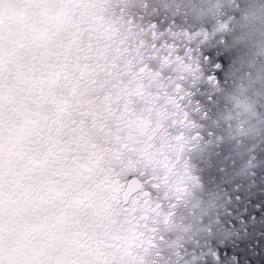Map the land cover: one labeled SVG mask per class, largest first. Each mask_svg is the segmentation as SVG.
Returning <instances> with one entry per match:
<instances>
[{"label":"clouds","instance_id":"9594fccd","mask_svg":"<svg viewBox=\"0 0 264 264\" xmlns=\"http://www.w3.org/2000/svg\"><path fill=\"white\" fill-rule=\"evenodd\" d=\"M150 4L160 7L149 12ZM203 7L202 0H0V264H151L140 259L145 196L157 207L170 198L156 180L160 129L172 127L160 101L189 73L183 57L169 54L150 74H133V28L157 26L151 17L163 12L198 31ZM257 7L250 17L246 9ZM224 23L258 66L247 73L245 100L264 132V0L237 5ZM221 115L232 127L243 113L226 100ZM253 167L264 171V158ZM219 172L221 183L256 175H233L223 161ZM153 222L174 242L183 239V218ZM173 255L178 250L164 264H180Z\"/></svg>","mask_w":264,"mask_h":264},{"label":"snow or ice","instance_id":"6c2138e0","mask_svg":"<svg viewBox=\"0 0 264 264\" xmlns=\"http://www.w3.org/2000/svg\"><path fill=\"white\" fill-rule=\"evenodd\" d=\"M152 7L159 8V5H149L148 11ZM143 14V13H142ZM156 21L153 26L151 22H141L138 27L133 28V32L139 36L136 41V51L134 53L136 58H142L143 63L148 67H154L155 61H158L162 56H168L172 49L169 45L175 44V37L170 33L164 31L165 27L171 22V18H166L165 13L161 12L158 16L151 17ZM164 20L161 24L160 21ZM136 25V19L132 21ZM143 29V31H141ZM181 55L183 50H181ZM234 50L225 40L224 43L219 41V38L209 41L202 45L199 58L200 69L207 81H217L220 83L227 82V73L232 64ZM143 76V73H139ZM167 74L165 73L164 76ZM159 79H163L161 76ZM184 84L183 81L179 82ZM176 91L170 95H165L161 103L166 101L168 113L171 118L168 120L169 125H173V121L184 120L187 113L190 114L193 109H200L207 112L215 101V97L204 95H197L190 97L186 94L184 88L176 87ZM206 93V90H202ZM191 101V103H190ZM178 130V124L175 125ZM169 129L161 128L160 133L165 135ZM209 195L215 197L221 196L218 203L223 204L216 213V223L213 231L217 233L216 238L211 242L210 251L208 249H197L195 255L202 259H197L195 264H243L241 255L250 250L260 249L258 253L264 256V174L259 178L252 177L245 184L239 181H232L231 183H221L218 178H210ZM218 186V187H217ZM147 185L136 184L138 190L147 188ZM149 191H151L149 189ZM226 194V195H225ZM146 200L150 197L145 196ZM224 233H235L230 238H225ZM223 240V243L220 241ZM251 246V249H250ZM235 251H232V250ZM154 251V250H153ZM191 260L192 256L186 257ZM249 264L253 261L249 259ZM264 264V259L261 260Z\"/></svg>","mask_w":264,"mask_h":264},{"label":"rangeland","instance_id":"374dc122","mask_svg":"<svg viewBox=\"0 0 264 264\" xmlns=\"http://www.w3.org/2000/svg\"><path fill=\"white\" fill-rule=\"evenodd\" d=\"M165 28L168 30L167 27ZM217 38H219V41L221 43H224L225 40H227V43L232 47L235 53V46L228 41L226 33H211L207 38L204 39V41H207L208 39L212 41ZM202 45L204 44H201L199 46V50L201 49ZM196 55L197 54H195L194 56L192 53V57L197 61L199 68H197L196 71L194 69L193 72H195V76L191 75L184 84H181V86L185 87V85H187L185 91L187 90L188 93L191 92V97L207 94L208 96L215 97V101L207 112H203L201 114L202 110L200 109L203 108V105H201L200 109H193L190 114L187 113V122L193 124L194 127H197L198 125L201 130L202 137L198 141L196 152L193 154L194 156H192L191 159L193 167V178L191 182L193 183V189H191L192 195L191 202L188 208L189 213L186 211L179 212L180 216L176 220L178 221L183 218L184 222L186 218L185 223H187L189 228L182 230V240H179L178 242H174L172 240L171 244V252L177 250L178 252H180L181 248L183 249V252L181 254L179 253L178 256H172V259L178 260L180 264H184V262H187V264H195V261L197 259H202L203 253L201 257H197L195 255L196 250L208 249L210 251L211 242L217 236V233L213 231L216 223L215 217L218 209L220 208V206H223V204L218 203L221 200L220 195H217L215 197L209 195V192L211 190L209 187L211 183L210 178L213 177H210L208 173L214 168L209 167V162H211L215 166V164L219 163L221 159H223L225 155L224 151H229V148L233 144V155L235 154V152H239L242 150V148L240 147H238V150H235L238 142H233L231 138L226 136L229 133V129L233 130V125L232 127H229L228 123H225V120L221 115L225 101L230 98L234 100V96L236 95V92H234V88H231V84L229 81L231 74L227 75L226 83L207 81L200 69L199 54L197 56ZM236 57L237 60H232V64L228 72L232 73L234 71V63H236L240 67L242 74V71H246V60L251 58L252 55L249 51H246L243 47H240L238 55ZM241 82L242 78L240 79L239 88L240 92L244 95L247 85L245 87H242ZM202 90H206V93ZM243 134L244 131L241 132V139L248 140L246 131L245 136ZM228 161H230L231 163V159H229ZM190 213L198 217L193 216ZM183 214L187 216L184 217L182 216ZM188 216L191 217L192 220ZM198 220H200V222ZM224 236L225 238H228V233H224ZM166 237L169 238V235L167 234ZM223 242V240L220 241V243ZM161 254L162 257L165 256L163 248L161 250ZM188 256H192V259H186V257Z\"/></svg>","mask_w":264,"mask_h":264},{"label":"trees","instance_id":"16d2710c","mask_svg":"<svg viewBox=\"0 0 264 264\" xmlns=\"http://www.w3.org/2000/svg\"><path fill=\"white\" fill-rule=\"evenodd\" d=\"M176 2H179V0H176ZM247 2L248 0H202V3L206 5V7L201 8L199 10V14L205 19L202 25L199 26L198 31L195 29H186V26H181L182 22L178 17H172L171 19H175L176 21L175 24H171L170 22L167 25L168 30L166 28L164 29L165 31H170L166 33H170L171 36H174L177 40L178 46L174 47L172 51L169 52V54L173 55L171 57L173 59H179L180 57H183V61H181L182 65L185 67L189 74L193 75V70L198 67L197 61L194 60V58L192 60H188V57L185 56V51H187L191 56L192 53L193 55H198L200 52L199 46L210 41L209 39L207 41H204V39L207 38L209 34L226 33L228 41L235 46V53L232 60L236 61V56L238 55L240 47H243L246 51H249V45L245 41L235 38L240 35L239 32H234L232 35H228L229 26L228 24L224 23V21L227 20L228 15H231V9L236 8L237 5L243 7ZM246 11L248 12L249 16L253 18L259 15L258 7L254 9H246ZM170 24L171 27H168ZM138 39L139 36L133 32V49ZM181 50H183L182 55L180 54ZM246 63V71H242V74L240 67L236 63H234V71L232 73H227V75L231 74L229 81L231 84V88H234V92H236L234 100L238 105V110L242 112L243 115L240 118L239 125L232 121L229 122L232 123L233 130L229 129V133L226 136L231 138L233 142H238L235 150H238V147L242 148V150L239 152H235V154L233 155V144L229 148V151H224L225 155L223 159H221V161L224 162L226 167L228 165V168L230 171H232L233 175L239 173L242 176L248 170H252L256 172L255 176L259 178L261 174H264V171L256 169L253 166L257 163L258 160L264 158V151H261V149H264V141H261V137L264 136V132H261L259 119L256 117L255 112L245 100V97L250 94L252 86V77H249L247 73L251 72L254 76L258 71V66H256L255 58L253 56L246 60ZM241 78V86L245 87L247 85L244 95L240 92L239 88ZM228 100L232 99L230 98ZM243 131L244 136L246 131L248 140L241 139V132ZM253 156H255L256 159H252ZM229 159H231V163L230 161H228ZM208 175L213 178H218V180L221 182V176L223 175V173L219 172V163L215 164L214 168L208 173ZM176 176H179L176 181L178 186L175 183L176 188L179 192L181 188L182 190H185L186 188H190L191 186L193 187V183L191 182L193 177L189 171V168L185 167V171H183V173L182 171H180L178 174H176ZM236 181L239 180L237 179ZM222 207L223 206H220V208ZM13 215H15V213ZM233 235H235V233H228V238ZM232 251L235 250L233 249ZM260 251V249H256L242 254L241 260L243 261V264H249V259L253 261V264H261V260L264 259V256L258 254Z\"/></svg>","mask_w":264,"mask_h":264},{"label":"flooded vegetation","instance_id":"af4514ba","mask_svg":"<svg viewBox=\"0 0 264 264\" xmlns=\"http://www.w3.org/2000/svg\"><path fill=\"white\" fill-rule=\"evenodd\" d=\"M137 45L134 46L133 54L136 51ZM169 56V55H168ZM167 57V56H166ZM130 71L135 74L137 72L143 74H150L151 68L146 66L143 63L142 58H136L133 65H130ZM179 88H184L183 86H179ZM142 91V89H141ZM187 115V111H186ZM168 119L171 118V114L167 113ZM173 127H171L168 133L162 135V140L164 143V149L162 153L158 157L156 164L158 169L160 170V175L156 178L158 183H162L166 185L170 189V195L172 192V188H174L171 184V174L173 172L174 166H172L171 157L180 158L184 153V141L185 136L189 131H192L191 127L187 125V120L173 121ZM178 124V130L175 125ZM169 133H172L170 136ZM181 201V199H173L169 198L164 200L159 207L151 203V199L147 204L144 205L145 208V217H144V235L141 237L142 239V249L144 255L140 258L148 259L151 261V264H157V258L159 257L158 251L160 250V246L158 245L162 241H165V238L162 236L161 227L153 222V217H162L164 220L171 222V218L173 216V206H176V202ZM15 216V215H14ZM154 250V251H153ZM157 254V255H155Z\"/></svg>","mask_w":264,"mask_h":264}]
</instances>
